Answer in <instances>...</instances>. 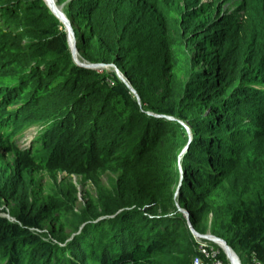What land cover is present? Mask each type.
<instances>
[{"label":"trees","instance_id":"16d2710c","mask_svg":"<svg viewBox=\"0 0 264 264\" xmlns=\"http://www.w3.org/2000/svg\"><path fill=\"white\" fill-rule=\"evenodd\" d=\"M63 10L78 54L115 64L139 103L112 70L71 62L42 0L0 1V72L16 79L0 86V121L19 103L15 119L33 107L53 119L39 137L45 156L18 153L0 175L19 222L0 217L7 264L18 253L30 264H226L221 250L201 252L176 202L198 233L264 264V0H69ZM22 13L32 16L27 42L3 26ZM107 169L109 186L95 177ZM40 170L93 177L96 197L74 229L114 217L65 246L43 242L27 227H49L58 242L68 234L53 228L54 197L38 206L26 197V178Z\"/></svg>","mask_w":264,"mask_h":264},{"label":"rangeland","instance_id":"374dc122","mask_svg":"<svg viewBox=\"0 0 264 264\" xmlns=\"http://www.w3.org/2000/svg\"><path fill=\"white\" fill-rule=\"evenodd\" d=\"M204 1L209 2L210 0H204ZM60 5L61 3H59V6ZM229 6H230L229 3H225L223 5L225 9L226 7ZM52 9L54 10L55 13L58 14L57 12L58 8L54 4L52 5ZM62 11L64 13L63 8ZM171 14H173V11H171ZM31 17L32 16H28L26 13H22L20 17L10 21L7 24H3V26L5 27V29H8L10 31H15V33H17L20 38H22L25 42H27L30 40V38L29 35H25V30L26 28L32 26V24L29 22V19ZM65 18L67 21L62 20L59 17H56V20L59 24V28L64 32L67 38V51L69 54L71 48L70 41L73 40V36L71 34L70 27L68 26V19L66 16ZM80 58L82 60H86L82 56H80ZM86 62L90 64H99L98 62H92L89 60H86ZM105 70L106 71L112 70L115 76L117 77V79L119 80V82L125 85L128 88V90L131 92V94L134 97H136L128 87L130 83L128 81L126 82L122 71L118 67H111L107 65L97 71L98 73H101L102 71ZM176 72L179 77L184 75L183 70L177 69ZM2 75L3 74L0 72V86L10 84L16 81V79L14 78L6 77L5 75L2 76ZM11 106L12 105L9 106V109L12 111ZM28 117H31V119H28ZM50 120L51 118L49 116L43 114V112H40L39 109L33 107L29 109L18 120H15L14 118H10L9 116L4 126L0 123L1 131L3 134L2 136H0V147L5 146V148L0 149V159H1L0 175L5 174L7 165L11 161H13L14 156L18 153L32 156L37 161H40L41 156L42 157L45 156L47 150L45 152L43 151L41 155V153H39L40 150L36 149L37 146L34 145H33V150H30L28 153L26 151L20 150L19 148H27L26 147L27 145L32 146V143L28 142L29 141L28 135H31L32 133L37 131V129L40 126L48 124ZM182 125H184L191 133V127L186 122L182 121ZM32 127H36V130L34 132ZM14 132L21 133V134L18 133L17 134L18 136L16 137L17 138L16 144L19 148H14L9 145V143L14 140V138H12ZM90 177L93 178L90 175L87 176L85 174L68 172V171L63 172L59 170L35 171L31 174L30 177L28 176L25 180L26 186L31 192L30 194L26 195V197L28 198V201L31 202L32 205L34 206H38L43 201L49 200L50 197H54L56 199V203L60 205L61 211L59 212L60 214L56 216V218H58L59 221L56 224H54L53 228L62 231L61 236H63L64 233L70 232V230L72 231L73 226L77 223L76 222L77 219H82L86 216L85 202L88 199V197H90L91 200L95 199L96 197L92 184L88 179ZM95 177L99 181L109 186L112 185L111 182L114 178V175L109 169H107V170H99L98 172L95 173ZM4 180L5 179H3L0 182V208L2 211H4V213L0 214V216H2L7 222H11L16 220V217L12 213V207L15 204V200L14 197L6 196L8 187L2 186ZM82 208L84 209L83 212H81ZM44 229L48 230L49 234L52 235L50 233L49 227H45ZM195 232L197 231L195 230ZM198 234L199 236H197L196 238L199 241L205 243L206 245H209L212 248L221 250L226 256L223 248L219 244L211 240H208L207 238H204L206 234L213 235L212 233L206 231L202 234L200 233ZM45 237L49 238L47 236ZM240 263L250 264V261L246 254L242 253L240 255Z\"/></svg>","mask_w":264,"mask_h":264},{"label":"clouds","instance_id":"9594fccd","mask_svg":"<svg viewBox=\"0 0 264 264\" xmlns=\"http://www.w3.org/2000/svg\"><path fill=\"white\" fill-rule=\"evenodd\" d=\"M52 1V3L50 4V3H48V1L47 0H42V2L44 3V5L47 7V9L49 10V12L56 18V17H59L60 18V16L57 14V13H55L54 12V10L52 9V5L54 4V5H56L57 7H59L60 9H61V11H62V8H63V6H64V4L67 2V1H69V0H65L64 2H61V5L59 6V3H57V0H51ZM204 1V0H203ZM205 2V1H204ZM223 10H225V8L223 7ZM62 14H63V18L65 19V21H67L66 20V18H65V13H63V11H62ZM67 17V16H66ZM61 19V18H60ZM64 19H62V20H64ZM68 19V18H67ZM68 24H69V27H70V30H71V32H72V36H73V40L72 41H70V44H71V48H73L74 47V49L76 50V52H77V49H76V45H75V36H74V32H73V28H72V25H71V23H70V21H69V19H68ZM23 42H24V40H22ZM66 44H67V38H66ZM73 46V47H72ZM71 48H70V51H69V59L71 60V62L73 63V64H75L74 62H73V58H72V53H71ZM77 55L79 56V54H78V52H77ZM79 58H80V56H79ZM80 60H82L81 58H80ZM78 61V60H77ZM82 61H84L85 62V64H87V62H86V60H82ZM80 62V61H79ZM82 63V62H81ZM99 64H101L102 65V67H98V68H95V69H93V68H88V69H93V70H99V69H102L104 66H107V65H109V66H111V67H117L115 64H105V63H101V62H98ZM76 65V64H75ZM77 66H79V65H77ZM79 67H81V66H79ZM83 68H86V67H83ZM125 80H126V82H127V79L125 78ZM131 87L133 90H134V88L131 86V85H128V87ZM130 89V88H129ZM131 90V89H130ZM132 91V90H131ZM133 94L136 96L135 97V99L137 100V102L139 103V97H138V95H137V93L135 92V90H134V92H133ZM18 105H20V103L19 104H17V105H12L11 106V108H12V111H9V112H7L6 114H5V120H2V121H0V123L4 126L5 124H6V120L9 118V116H10V118H14L15 119V114L13 113L14 112V109L15 108H17L18 107ZM148 114L149 113H151L150 115H152V114H156V113H152V112H147ZM159 115V114H158ZM161 115V114H160ZM163 115V114H162ZM67 116V114H65L64 116H63V118H65ZM155 116V115H154ZM164 116H167V115H164ZM159 117V116H158ZM170 117H172V116H170ZM62 118V119H63ZM174 118V117H173ZM28 119H31V117H29ZM175 119V118H174ZM15 120H18V119H15ZM180 121V120H179ZM53 122V119L51 118V120L48 122V124H45V125H43V126H40L38 129H37V131H35L36 130V127H32L33 128V132L34 133H32L31 135H28L29 136V143H32V146L31 145H27L26 147L27 148H19L18 146H17V144H16V137L18 136L17 134L19 133V132H14V134H13V136H12V138H14V140L12 141V142H10L9 143V145L11 146V147H14V148H19L20 150H23V151H26L27 153L30 151V150H33V145L34 146H37L36 147V149H38V150H42L43 151V147H42V142L40 143V140H39V137L40 136H42L46 131H48L49 129H50V125H51V123ZM181 123H182V121H180ZM1 133H2V131H1ZM19 134H21V133H19ZM3 135V134H2ZM35 143V144H34ZM12 145H14V146H12ZM2 148H5V146H2V147H0V149H2ZM186 149L187 148H185L184 149V151L181 153V157L180 158H182V156H183V153L186 151ZM1 160V159H0ZM10 166V165H9ZM8 169H9V167H8V165H7V167H6V170H5V172L6 173H8ZM63 172H65V171H63ZM181 173L182 174H184V170H183V166H182V164H181ZM26 174H27V172H25L24 173V177L26 176ZM181 178H182V175H181ZM180 185H181V182H180V184L177 186V189H176V193H175V196H177V194H178V190H179V188H180ZM176 205H177V208H178V211H180L179 210V208H181L180 206H179V204L176 202ZM181 209H183V208H181ZM0 210H1V208H0ZM122 209H119L116 213H118V212H120ZM183 210H185V209H183ZM185 211H187V210H185ZM181 212V211H180ZM2 213H4V211H2L1 210V212H0V214H2ZM13 213V212H12ZM115 213V214H116ZM183 215H184V217L186 218V220H187V224H188V226H189V223L188 222H190L188 219H187V217L185 216V214L183 213V212H181ZM15 216V215H14ZM1 218H3L2 216H0ZM16 217V216H15ZM108 217H114V215H103V216H100V217H98L97 219H94V220H87V221H85V222H83V223H81L77 228H75L74 229V227H73V229H72V231L70 230V232H67V234H68V236L65 238V240L63 241V242H58L57 240H55L50 234H49V231L48 230H45L44 228L45 227H37V226H30V227H27V229L31 232V234H33V235H35V236H37L38 238H40L43 242L45 241V242H48V241H50L51 240V243H56V244H58V245H60V246H65L66 245V243H68L69 241H71L72 239H73V237L75 236V235H77V234H79L80 232H81V230L83 229V227L86 225V224H88V223H92V222H97V221H99V220H102V219H105V218H108ZM188 217H189V214H188ZM4 219V218H3ZM76 222H77V220H76ZM11 223H19L18 221H17V218H16V220H14V221H11ZM190 225L192 226V224H191V222H190ZM193 227V226H192ZM189 228H190V226H189ZM190 230H191V228H190ZM192 232V231H191ZM193 234V233H192ZM194 235V234H193ZM45 236H47V237H49V238H46ZM195 236V235H194ZM195 238H196V236H195ZM218 238H220V237H218ZM197 239V238H196ZM208 239V238H207ZM220 239H222V238H220ZM208 240H211V239H208ZM223 240V239H222ZM211 241H213V242H215V243H217L216 241H214V240H211ZM200 242V249H201V252L202 253H204L205 255H208L209 254V250H210V253H211V256H214V253L218 250V249H214V248H212V247H210L209 245H206L205 243H203V242H201V241H199ZM219 244V243H218ZM227 244V243H226ZM220 245V244H219ZM221 246V245H220ZM207 247H209V249H206ZM222 248H223V245L221 246ZM204 250V251H203ZM224 250V249H223ZM232 250V249H231ZM225 252V251H224ZM232 252L235 254V256H234V258L232 259L231 257H230V255H229V257L227 256V253L225 252V254H226V256H225V258L227 259V263L226 264H241L240 263V255H237L233 250H232ZM22 255H24V254H20V253H18L17 255H16V257H15V259H14V263L13 264H30V258L28 259V256L27 257H25L24 258V260L25 261H21V257H22ZM44 259H45V256L41 259V262L43 263V261H44ZM254 261H256V260H253V261H250V264H252ZM7 262H8V259H7V257H3L2 256V254L0 255V264H7ZM258 262V261H257ZM224 264V263H222V262H220L219 260H215V262H214V264ZM193 264H203V263H201L200 261H198L196 258H194L193 259ZM262 264V263H261Z\"/></svg>","mask_w":264,"mask_h":264},{"label":"water","instance_id":"95a60500","mask_svg":"<svg viewBox=\"0 0 264 264\" xmlns=\"http://www.w3.org/2000/svg\"><path fill=\"white\" fill-rule=\"evenodd\" d=\"M64 21H65V19H64ZM68 26H69V24H68ZM71 34H72V32H71ZM73 47V46H72ZM74 48V47H73ZM73 62L76 64V65H79V66H81V67H86V68H93V69H95V68H98V67H102V65L101 64H90V63H87V64H85V63H81V62H79V61H77V60H74L73 59ZM129 88L132 90V92H134V90L129 86ZM149 114H151V113H149ZM152 115H155V116H159V117H166L167 119H174L173 117H170V116H164V115H158V114H152ZM179 210L181 211V212H183L184 214H185V216L187 217V219L189 220V217H188V212L187 211H185V210H183V209H181V208H179ZM189 223V226H190V228H191V231H192V233L197 237V236H199V234L197 233V232H195V230L192 228V226L190 225V222H188ZM204 238H208V239H211V240H217V241H219L220 243H222V245H223V249H224V251L227 253V256L229 257V255H230V253H231V255H233V256H235V254L232 252V250H231V248L226 244V242L224 241V240H222V239H220V238H218V237H215V236H213V235H205L204 236Z\"/></svg>","mask_w":264,"mask_h":264},{"label":"bare ground","instance_id":"6f19581e","mask_svg":"<svg viewBox=\"0 0 264 264\" xmlns=\"http://www.w3.org/2000/svg\"><path fill=\"white\" fill-rule=\"evenodd\" d=\"M47 1H48V3H50V4L52 3L51 0H47ZM55 6H56V5H55ZM56 7H57V6H56ZM57 8H58L57 12H58L60 18H61V19H64V18H63V14H62L61 9H60L59 7H57ZM71 53H72V58H73L74 60H78V61H80V62H82V63H85L84 61L80 60V58H79V56L77 55V52H76V50H75L74 48H71ZM214 241H216L217 244L219 243V244L222 246V243H220L219 241H217V240H214ZM230 257H232V259L234 258V256L231 255V253H230Z\"/></svg>","mask_w":264,"mask_h":264},{"label":"built area","instance_id":"2783aa9c","mask_svg":"<svg viewBox=\"0 0 264 264\" xmlns=\"http://www.w3.org/2000/svg\"><path fill=\"white\" fill-rule=\"evenodd\" d=\"M252 264H261V263L260 262H257V261H254Z\"/></svg>","mask_w":264,"mask_h":264}]
</instances>
